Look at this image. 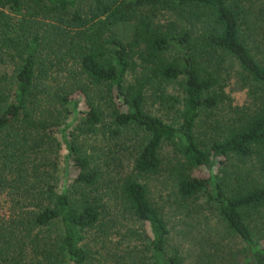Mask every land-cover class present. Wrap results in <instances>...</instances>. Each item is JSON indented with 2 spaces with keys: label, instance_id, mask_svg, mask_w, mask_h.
Segmentation results:
<instances>
[{
  "label": "trees",
  "instance_id": "16d2710c",
  "mask_svg": "<svg viewBox=\"0 0 264 264\" xmlns=\"http://www.w3.org/2000/svg\"><path fill=\"white\" fill-rule=\"evenodd\" d=\"M263 2L0 0V264H264Z\"/></svg>",
  "mask_w": 264,
  "mask_h": 264
},
{
  "label": "rangeland",
  "instance_id": "374dc122",
  "mask_svg": "<svg viewBox=\"0 0 264 264\" xmlns=\"http://www.w3.org/2000/svg\"><path fill=\"white\" fill-rule=\"evenodd\" d=\"M263 7H264V2H263ZM10 15H12V13H10ZM18 16L16 15L15 19L12 21L13 23L15 22ZM13 69H14V64L13 62H8L6 65H4L3 67H1V71L4 74V78H6V87L9 88V78L12 76L13 77ZM12 81V79H11ZM10 81V82H11ZM159 88L163 89L164 92L168 95L171 96H178V93H180V87L175 83L172 82L169 85H166V87H164L163 85H160ZM225 91L228 92V94L230 96H232L234 98V100L236 101H241L242 99H244L245 97V89L244 87L240 84L239 81V77H233L229 80L227 86L225 87ZM155 100V101H154ZM158 99L153 98L150 96V98H147L145 101V109L146 111L153 113V114H157L159 115L162 111V107L158 106L157 104ZM221 108V106H220ZM159 109V110H158ZM218 110L213 111L211 116H215ZM164 118V115H162ZM101 150L103 152L106 153L107 149L109 148V151L112 152V156L120 158L121 160L123 159V149L120 146H111V144L107 145V148H103V146L100 147ZM111 148V150H110ZM166 151H168L167 149H165ZM166 151L161 152V154L165 155ZM116 159V158H115ZM98 163L102 164V162L104 161V156L103 155H99L98 159H97ZM110 172H112V169L110 170ZM111 176H113V173H110ZM115 176V175H114ZM160 175L157 174V176H155L156 178H159ZM154 179V177L152 178H148L146 180L147 184L149 185L150 188V192L153 194L155 200L157 197H160L161 195H165V194H170L171 193V181L164 176V179L161 181H158ZM172 192H173V188H172ZM16 210L12 207V203L11 202H7L4 199H0V225H2V227H9L10 229L12 228L10 220L14 217Z\"/></svg>",
  "mask_w": 264,
  "mask_h": 264
}]
</instances>
